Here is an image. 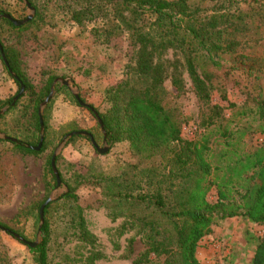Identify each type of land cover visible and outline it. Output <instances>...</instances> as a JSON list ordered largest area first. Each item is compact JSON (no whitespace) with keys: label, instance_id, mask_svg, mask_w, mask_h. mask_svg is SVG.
Listing matches in <instances>:
<instances>
[{"label":"trees","instance_id":"trees-1","mask_svg":"<svg viewBox=\"0 0 264 264\" xmlns=\"http://www.w3.org/2000/svg\"><path fill=\"white\" fill-rule=\"evenodd\" d=\"M27 1L35 10L29 23L15 26L0 18V45L7 64L5 66L0 59V67L16 87L12 98L0 101V109L6 107L0 115V133L16 139L17 143L1 139L0 142L9 144L12 150L21 154L37 156L49 151L42 167L43 199L28 208L34 233L39 232L42 238L35 247L26 246L34 264H50L48 244L57 240L59 229L64 231V238L85 245L95 243L86 227L83 208L77 202L76 187L85 179L79 175L72 186L59 174L66 191L44 207L40 226L39 206L52 192L60 190L51 169L52 151L67 134L82 130L75 121L58 130L52 126V97L40 114L44 135L41 148L32 151L25 147H35L39 142L37 109L56 78L48 77L46 84L37 90L20 68L17 50L4 43V30H25L42 22L46 5L77 25L95 22L97 39L112 33H127L136 47L127 78L106 89L104 112L94 110L101 120L102 130L89 112L95 119V126L86 132L96 143L104 134L106 144H126L131 156L150 163L141 169L131 165L129 171L118 176L90 175L102 185V206L108 215L113 220L128 218L136 224L144 232L145 254L162 256L159 264H199L195 250L216 220L241 217L261 226L264 235V39L255 41L254 46L249 44V39L242 41L247 31L264 27V14H258L260 18L255 21L254 14L246 11L206 14L199 7L190 6L187 0ZM241 1L251 5L263 0ZM2 14L11 16L0 8ZM167 50L177 51L178 55H174L180 60L174 57L165 65L159 57ZM181 70L197 102L207 111L202 125L217 124L215 133L220 142L217 150L210 149L206 136L199 141L182 137L183 118L170 99L179 97L184 91ZM214 72H220L225 79L236 76L244 87H248L238 112L228 115L224 124H220L221 108L209 104L211 90L224 99L223 91L213 80ZM167 78L172 92L163 87ZM20 83L24 93L11 104ZM60 93L69 96L77 105L65 86L55 88V96ZM227 106L234 107L232 104ZM27 116L29 126L22 125L21 119ZM240 119L249 121L244 124ZM252 123L255 124L253 128ZM253 133L262 136L260 144L255 147L243 145V140ZM79 138L90 141L88 137L78 135L70 140ZM54 162L58 171V158ZM135 170L136 173L131 175ZM212 189L215 197L209 203L205 197ZM125 229L123 225L122 230ZM7 231L31 242L0 221V233L8 234ZM98 258V254H93L89 261L92 264ZM251 264H264V237L254 246Z\"/></svg>","mask_w":264,"mask_h":264},{"label":"rangeland","instance_id":"rangeland-1","mask_svg":"<svg viewBox=\"0 0 264 264\" xmlns=\"http://www.w3.org/2000/svg\"><path fill=\"white\" fill-rule=\"evenodd\" d=\"M187 1L190 6L199 7L206 14L246 11L254 14V21L260 18L258 14H264V0L251 5L244 4L241 0ZM24 6L23 0H0V8L17 18L24 19L31 14ZM45 14L42 22H36L25 30L5 29L4 43L17 50L20 68L37 90L46 84L48 77L69 80L73 84L66 88L72 96L76 93L83 103L93 110L104 112L106 89L127 78L136 47L132 45L127 33L119 35L112 33L109 37L97 39L94 33L97 28L95 22L77 25L61 16L58 10L55 12L51 10L50 5H46ZM245 35L242 41L249 39V44L254 46L255 41L260 42L264 39V27L256 31H247ZM176 52L167 50L159 60L165 65L174 57L180 60L174 55ZM180 72L184 91L179 97L170 99L171 104L183 118L182 137L199 141L202 136H206L210 149L217 150L220 147L218 135L215 133L217 124L214 123L210 127L202 125L208 115L207 111L197 102L184 71ZM214 74L213 80L223 91L224 99L217 91L211 90L209 104L221 108L220 124H224L228 115L238 112L239 105L243 102V94L247 92L248 87H244L236 76L225 79L220 72ZM56 87H62L60 82L55 85ZM163 87L166 91L172 92L168 78L164 80ZM55 88L50 114L52 126L58 130L60 126L75 121L82 131L93 129L95 119L89 111L75 105L74 100L64 93L55 96ZM15 91L14 83L3 74L0 67V101L12 98ZM227 104L234 107L229 108ZM21 120L24 121L22 125L29 126L28 116ZM248 121L240 119L244 124ZM254 126L252 123V128ZM67 135L52 154L56 153L55 158H58L59 162L57 172L67 184L74 186L73 182L77 175L85 178L83 183L76 187L77 202L83 208L86 227L94 236L95 243L85 245L64 238V231L61 232L59 229L57 240L48 244L50 264H91L89 260L93 254H98L100 258L93 260L92 264H159L162 256L145 254L144 232L139 230L136 224L133 225L128 218L113 220L108 215V211L102 206L104 201L102 185L90 176L93 173L118 176L129 171L131 165L141 169L150 163L131 156L126 144L110 146L104 143L103 139H99L97 146L109 149L105 154H98L87 139L71 141V137ZM3 136L5 135L0 133L1 140H4ZM261 138L262 136L257 133L249 134L243 140V145L258 146ZM48 152L37 156L21 154L12 150L9 144L0 142V221L31 242L42 240L39 232L34 233L33 220L28 215V208L43 199L42 167ZM135 173L136 170L131 175ZM60 183V190L52 192L47 198L51 197L53 200L66 191L61 180ZM214 197L215 190L212 189L205 200L212 203ZM123 225L126 226L125 230H122ZM262 235L261 226L249 223L241 217L216 220L210 233L203 237L194 254L199 264L202 260L205 264H251L254 246L264 237ZM135 260L138 262L133 263ZM0 264L34 263L25 245L1 232Z\"/></svg>","mask_w":264,"mask_h":264},{"label":"water","instance_id":"water-1","mask_svg":"<svg viewBox=\"0 0 264 264\" xmlns=\"http://www.w3.org/2000/svg\"><path fill=\"white\" fill-rule=\"evenodd\" d=\"M23 1H24L25 6L27 7V9H28L29 11H31V14H28L24 19H23V18H22V19H14L13 17H11V16H9V15H7V14H2V15H0V18H3V19H5V20H7V21H9V22L11 21L15 26H20V25H23V24L25 25V24L29 23L30 20H31L32 17H33L34 9L30 6V4L28 3L27 0H23ZM3 54H4V53H3L2 47H1V45H0V59H1V61L3 62V64H4L5 66H7ZM9 72H10V71H9ZM10 74L12 75V77H13L14 79H17V76H16L15 74H12L11 72H10ZM58 82H60V84H61L62 86H65V87H67V88H70L71 85L73 84V83H72L71 81H69V80H62V79H58V80L56 79V80H54V82L52 83V85H51V87H50V92H49L48 96L46 97V99H45L43 102L40 103V105L38 106V109H37V115L39 116V127H40V137H39V142H38L37 146H35V147H31V146L25 145V147H26L27 149H30V150H32V151H38V150L41 148V146H42V142H43L44 135H43V121H42V116H41L40 114H41V110H42V108L44 107V105H45L47 102H49L50 99L52 98V96H53V94H54V88H55V85H56ZM23 93H24V86H23V84L20 83V89H19L18 93L13 97V100H12L11 104L14 103L15 101H17L18 98L21 97V96L23 95ZM73 96H74V98H75V100H76V103H77V105H78L79 107H82V108L87 109L91 114L94 115V117L96 118L97 123L99 124V126H100V128H101V130H102V129H103V126H102L101 120L99 119V117H98V115L96 114V112L92 109V107H90L89 105L83 103V101L80 99V97H79L78 94L73 93ZM5 110H6V107L0 109V115L3 114V113L5 112ZM77 135H78V136H86V137H88L89 140H90V142H91V144H92V146L95 148V151H96L98 154H105V153L107 152V149H109V147H107V148H99V147L97 146L96 142L94 141L93 137H92L89 133H87L86 131L72 132V133H69V134L67 135V137L70 138V137H72V136H77ZM2 138H3L4 140H9V142H11V143H17V140L14 139V138L10 139V138L7 137V136H3ZM103 142L105 143V135H104V134H103ZM55 156H56V153L54 152V153L51 155L50 162H51V169H52L53 175H54V177H55V179H56L57 188H59V187L61 186V183H60L59 174H58V172H57V170H56V166H55V162H54ZM51 201H52V198H51V197H48V198H46L45 201L39 206V220H40V226L43 224V213H44V207H45L48 203H50ZM7 232H8V231H7ZM8 234H10V235L13 237V239L18 240L19 243H21V244L27 246L28 248H33V247H35V246L37 245V243H39V242H28V241H26L25 239H23L21 236H19V235L16 234V233L13 234V233H9V232H8Z\"/></svg>","mask_w":264,"mask_h":264},{"label":"crops","instance_id":"crops-1","mask_svg":"<svg viewBox=\"0 0 264 264\" xmlns=\"http://www.w3.org/2000/svg\"><path fill=\"white\" fill-rule=\"evenodd\" d=\"M195 251H196V250H195ZM218 258H219V257H218ZM218 258H217V259H218ZM201 262H202V263H200V264H203V263H204L203 260H202ZM204 264H205V263H204Z\"/></svg>","mask_w":264,"mask_h":264}]
</instances>
